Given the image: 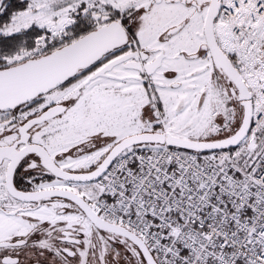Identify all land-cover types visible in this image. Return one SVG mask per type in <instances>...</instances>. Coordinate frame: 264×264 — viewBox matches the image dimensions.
<instances>
[{
    "label": "snow or ice",
    "instance_id": "6c2138e0",
    "mask_svg": "<svg viewBox=\"0 0 264 264\" xmlns=\"http://www.w3.org/2000/svg\"><path fill=\"white\" fill-rule=\"evenodd\" d=\"M0 264H264V0H0Z\"/></svg>",
    "mask_w": 264,
    "mask_h": 264
}]
</instances>
